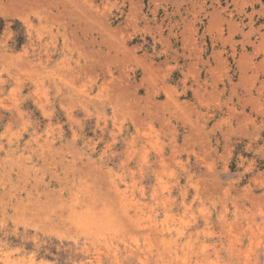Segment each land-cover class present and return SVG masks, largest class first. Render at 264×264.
I'll list each match as a JSON object with an SVG mask.
<instances>
[{
  "label": "rangeland",
  "instance_id": "374dc122",
  "mask_svg": "<svg viewBox=\"0 0 264 264\" xmlns=\"http://www.w3.org/2000/svg\"><path fill=\"white\" fill-rule=\"evenodd\" d=\"M32 260L264 264V0H0V264Z\"/></svg>",
  "mask_w": 264,
  "mask_h": 264
},
{
  "label": "bare ground",
  "instance_id": "6f19581e",
  "mask_svg": "<svg viewBox=\"0 0 264 264\" xmlns=\"http://www.w3.org/2000/svg\"><path fill=\"white\" fill-rule=\"evenodd\" d=\"M35 260V259H34ZM36 262V261H35ZM32 263L34 264L33 260H32Z\"/></svg>",
  "mask_w": 264,
  "mask_h": 264
}]
</instances>
